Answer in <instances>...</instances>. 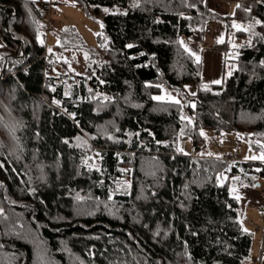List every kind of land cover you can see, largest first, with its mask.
I'll use <instances>...</instances> for the list:
<instances>
[{
	"label": "trees",
	"instance_id": "trees-1",
	"mask_svg": "<svg viewBox=\"0 0 264 264\" xmlns=\"http://www.w3.org/2000/svg\"><path fill=\"white\" fill-rule=\"evenodd\" d=\"M55 2L103 24L93 48L72 25L54 31L59 51H87L85 73L65 70L40 35ZM239 4L228 16L208 0H0V264H249L254 237L231 178L255 185L264 161L178 150L182 130L195 148L205 129L264 144V0ZM232 18L262 22L251 44L232 47L229 34H250ZM217 20L231 75L205 83L180 41ZM164 88L181 105L152 99Z\"/></svg>",
	"mask_w": 264,
	"mask_h": 264
},
{
	"label": "rangeland",
	"instance_id": "rangeland-1",
	"mask_svg": "<svg viewBox=\"0 0 264 264\" xmlns=\"http://www.w3.org/2000/svg\"><path fill=\"white\" fill-rule=\"evenodd\" d=\"M235 7L233 8L232 13L234 12ZM234 22L235 21L232 18V24ZM60 25H72L76 27L83 36L84 40L86 41L87 46L93 48L98 45V34L102 30L101 22L91 18L80 5L72 4L69 2H55L54 4H52L50 10L48 27H44L43 24L41 25L42 27L40 29V35L42 36L44 31L48 33L47 41H48L49 49L53 50L54 54L58 56L59 60L66 59L70 62V67L69 64L65 63L67 66L65 70H69L73 74L85 73L86 68L88 66V53L86 50L81 48H74V49L70 48L59 51L56 48V44L58 43L59 39L58 36L54 33V31L58 29ZM49 27L51 28V32H48ZM207 32L209 33L210 30H208ZM248 33L250 34H247L245 37L241 39L236 38L231 34H229L228 38L232 40L231 41L232 44L240 46L241 44L248 42L249 39L252 38L251 32ZM208 38L209 35L206 34L205 43H208L207 40ZM42 39L45 40L44 37ZM0 44H1V39H0ZM219 49L222 52H224L220 47ZM195 54L199 56L200 60L202 61L203 55L201 53H195ZM229 72H230V68L228 67L227 62H225L224 76L225 77L228 76ZM207 83H209V81H207ZM169 93L173 95L172 93L174 92L169 88H164L162 97H164V99H168ZM203 132L206 134V136H204L205 145L200 146L199 148H195L193 138L191 136H183V137L180 136L178 139V149H183L184 154L204 153V155H208V153H212L213 156L215 157H219L220 154L229 153V152H236V153L238 152V154H243L245 157H249L252 155L259 156L260 154V151L253 150L252 148L250 150V147L245 142L241 141V143L239 144L232 137L229 138L228 136L225 135L224 136L219 135L215 133L212 129H205L203 130ZM233 134H235L236 137L240 135L235 132ZM237 159H239L238 156ZM257 184H259V186ZM250 187H252L253 189L260 188L264 191V175L258 177L255 186L252 185ZM236 188H243V186H239ZM240 201L243 205V210H244L245 203L242 200ZM244 227L253 233L254 241L257 240V237L263 234L264 213L259 212V207H256V213L252 212L250 216L246 217V220H244Z\"/></svg>",
	"mask_w": 264,
	"mask_h": 264
},
{
	"label": "crops",
	"instance_id": "crops-1",
	"mask_svg": "<svg viewBox=\"0 0 264 264\" xmlns=\"http://www.w3.org/2000/svg\"><path fill=\"white\" fill-rule=\"evenodd\" d=\"M209 4L218 11L230 16L232 10L237 4L241 2V0H208ZM244 1V0H243ZM227 21L226 20H217L213 21L208 25V28L204 33L193 34L188 37L184 41V45H187L188 49H191L194 53H201L203 55L202 64H203V72H202V81L207 83H212L215 80L222 81L224 79V64H225V55L219 49L221 43H218V38L220 36L224 37V41L227 38ZM210 30L208 33L207 31ZM206 34L209 35L208 43L206 41ZM197 87L193 85H189L186 87V90L189 93H194ZM173 97L183 100V97L180 93L173 91ZM229 138L235 139L239 144L241 141L247 142L240 136L236 137L235 134L225 135ZM236 153V152H235ZM238 160H251L245 159L246 157L243 154H238ZM222 154H220L221 156ZM209 156V155H208ZM213 156V155H211ZM244 158V159H243ZM254 161H261L259 159ZM259 186V185H258ZM241 196V200L244 201L245 209H244V220L246 217L250 216L251 213H256V207H259V212L264 213V191L260 188L253 189L250 186L237 188V193ZM250 206V208H249ZM264 237V229L263 234L257 237V240L253 243L252 255L249 264H264V248H262V240Z\"/></svg>",
	"mask_w": 264,
	"mask_h": 264
},
{
	"label": "snow or ice",
	"instance_id": "snow-or-ice-1",
	"mask_svg": "<svg viewBox=\"0 0 264 264\" xmlns=\"http://www.w3.org/2000/svg\"><path fill=\"white\" fill-rule=\"evenodd\" d=\"M241 7H242V5L237 4V8H241ZM103 10H104L105 12H109V9H107V8H105V9H103ZM244 11H246V12H250L251 9H250V8H248V9H244ZM232 15L234 16L235 13L233 12ZM260 23H262V22L259 21V20H255V19L253 18L252 22L249 23L247 26H245V25H243V24H237V23L234 22V23L232 24V27L235 28V29H238V30H242V31H246V32H251V30H252V28L254 27V25H255V24H260ZM101 27H103V24H102V23H101ZM225 27H227V26H225ZM64 31H65V32H69L70 30L67 29V28H65ZM98 35H100V34H98ZM251 35H258V34L255 33V32H251ZM262 38H264V37H262ZM66 42H67V41H66ZM39 43L43 44V43H44V40H43V39H39ZM180 43H181V44H184V42H183L182 40L180 41ZM218 43H224V37H223V36H220V37L218 38ZM58 44H60L61 47L64 46V44H63V43H60V41H58ZM249 44H251V38L249 39ZM0 46H2V45H0ZM184 46H185V49H186V50H187L192 56L195 57L196 62L199 63V62H200V57L197 56L194 52H192L191 49H188V48H187V45H184ZM127 47L131 48L132 45H127ZM232 47H233V48H236L237 45L233 44ZM48 52H49V53H52V49H48ZM233 55H238V53H234ZM86 56H87V54H86ZM3 59H4V57L0 56V61H2ZM64 63L69 64V67H70V62H69L68 60L65 59V60H64ZM228 74L231 75L230 72H229ZM100 83H103V81H100ZM212 83H214V84H219V83H221V81H220V80H215V81H213ZM204 88H205V90H208V86H207V85H205ZM53 91H55V89H53ZM191 94H192V95H195V93H191ZM65 95H69V93L66 92ZM104 99L107 100V99H110V98L105 97ZM152 99H153V100H156V101H162V100H164V97H162V96H155V97H152ZM53 102H54L55 104H59V103H60V101H58V100H55V101H53ZM168 102H170V103H174V104H176V105H181V100L178 99V98L173 97L170 93L168 94ZM191 107L194 108V107H195V104H192ZM70 115H72V116L74 117V114H70ZM180 119H181L182 121H187V124H188V125H191V124L193 123V120H192L191 117H185V116L181 115ZM186 126H187V125H186ZM179 135H180L181 137H183V136L185 135V132L182 130V131L180 132ZM199 135H201V136H206V134L203 132V130H201V131L199 132ZM79 139H80V138L78 137L77 140H79ZM221 142H222V141H221ZM65 143H67V141H65ZM256 144H257V147L259 148V151H260L259 156H257V155H252V156L246 157L245 159H251V160H257V159H259V160H261V161H264V144H261L259 141H257ZM178 150L181 151V152H183V149H178ZM250 150H251V142H250ZM100 155H101V154H100L99 152L96 153V156H97V157H99ZM201 155L203 156L204 153H201ZM208 155L211 156V155H213V154H212V153H208ZM216 158H217V159H222V157H216ZM91 159H93V157H88V160H91ZM85 163H87V160L85 161ZM2 166H3V165L0 164V167H2ZM232 166H235V165H234V164H233V165H230L229 168L225 169V172L230 171V169H231ZM89 167H90V168H91V167H94V165H89ZM97 170L99 171L98 168H97ZM122 171H127V170H122ZM241 171H243V169H241ZM255 171H260V169H256ZM245 177L247 178V174H245ZM217 179L220 181L221 184H223L224 182H227V181L229 180V178L225 175L224 172L220 173V174L218 175ZM253 179H255V177H253ZM231 181L233 182V187L231 188V192L234 193V194L237 193V188L235 187V183H236V182H239V183L241 184V186H243V187H247V186H248V185H244V184H243V182H242L240 176L232 177V178H231ZM253 186H255V185H253ZM233 198L236 199L237 201L241 200V196H240L239 194H235ZM77 199L80 200V199H83V198L77 196ZM109 199H111V196L109 197ZM0 217H2V218H4V219H7L6 217H4V209H3L2 207H0ZM241 223H242V222H241ZM242 231H247V229H246V228H242Z\"/></svg>",
	"mask_w": 264,
	"mask_h": 264
},
{
	"label": "built area",
	"instance_id": "built-area-1",
	"mask_svg": "<svg viewBox=\"0 0 264 264\" xmlns=\"http://www.w3.org/2000/svg\"><path fill=\"white\" fill-rule=\"evenodd\" d=\"M220 157H222V159L228 160V161H236V160H238L237 159V154L235 152L224 153ZM262 248H264V237H263V240H262Z\"/></svg>",
	"mask_w": 264,
	"mask_h": 264
},
{
	"label": "water",
	"instance_id": "water-1",
	"mask_svg": "<svg viewBox=\"0 0 264 264\" xmlns=\"http://www.w3.org/2000/svg\"><path fill=\"white\" fill-rule=\"evenodd\" d=\"M257 185H259V184H257Z\"/></svg>",
	"mask_w": 264,
	"mask_h": 264
},
{
	"label": "bare ground",
	"instance_id": "bare-ground-1",
	"mask_svg": "<svg viewBox=\"0 0 264 264\" xmlns=\"http://www.w3.org/2000/svg\"><path fill=\"white\" fill-rule=\"evenodd\" d=\"M54 1V0H53Z\"/></svg>",
	"mask_w": 264,
	"mask_h": 264
}]
</instances>
